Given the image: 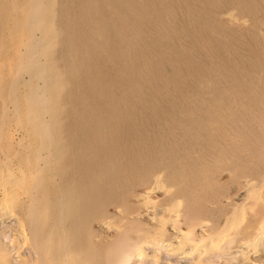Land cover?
I'll use <instances>...</instances> for the list:
<instances>
[{"label": "bare ground", "instance_id": "bare-ground-1", "mask_svg": "<svg viewBox=\"0 0 264 264\" xmlns=\"http://www.w3.org/2000/svg\"><path fill=\"white\" fill-rule=\"evenodd\" d=\"M259 5L0 0V264L264 263V49L232 28L263 41ZM217 173L239 190L212 227Z\"/></svg>", "mask_w": 264, "mask_h": 264}, {"label": "rangeland", "instance_id": "rangeland-1", "mask_svg": "<svg viewBox=\"0 0 264 264\" xmlns=\"http://www.w3.org/2000/svg\"><path fill=\"white\" fill-rule=\"evenodd\" d=\"M258 1H260L259 3H258ZM261 1H263V0H257V5H259L260 7V9H262V10H260L259 12V14H263L264 13V11H263V8L261 7L262 6V4L264 5V2L263 3H261ZM226 3H224V4H222L217 10V12L216 13H218L217 14V20L219 21V22H222L223 20H222V17H221V12L226 8V6L228 5V3H227V5H225ZM229 6V5H228ZM225 7V8H224ZM220 9V10H219ZM220 16V17H219ZM235 31H238L239 33H241L242 35H243V37H242V41L245 43L243 46H242V49L243 50H248V48H249V50L248 51H254V53L257 55V58H258V60H260L262 57H263V55H262V53L263 52H261L263 49H264V40L262 41L261 39H263L262 38V36L260 37V38H255L254 40H255V42H256V40H257V42L259 41V40H261V41H259L258 43H255L253 40L251 41V38L253 39L254 37H252L253 36V34L251 35V33L250 32H248L247 31V33H246V31L245 30H243V29H237V28H235V27H232ZM243 30V31H242ZM242 31V32H241ZM247 34H249L250 36H248ZM256 36H258V35H255V37ZM259 37V36H258ZM255 43V44H254ZM213 44H217V42L215 41V40H213ZM249 46L250 45V47H247V46ZM254 46L256 47H261L262 46V50L260 51V48H254ZM248 51H247V53H248ZM259 51L261 52V53H259ZM221 53H223V52H221ZM225 54V53H224ZM262 55V57L260 58V56ZM223 59H225L224 60V63L223 64H226L227 66H228V68H230V66L232 65L230 62H229V64H228V62H227V60L229 61V59L228 58H226L224 55H223ZM222 59V60H223ZM177 61L179 62V59H177ZM260 61H263V58L260 60ZM177 63V62H176ZM245 66L246 67H250L247 63H245ZM232 70H233V73L235 74V75H237V77H238V75L240 76V78H241V73H240V71H238L236 68H234V66L232 65ZM167 69H168V71H170V69H171V67L169 66V65H167ZM236 70H237V72H236ZM239 73V74H238ZM234 75V76H235ZM223 77V76H222ZM242 80V79H241ZM243 81V80H242ZM249 83V82H248ZM253 85V84H252ZM251 85V88L250 87H244L242 90H241V92L240 93H242L241 95V97H240V99L242 98V100L243 101H245L246 102V100H247V103H249V99H252V91H253V89L252 88H255V86L253 85L252 86ZM246 88V89H245ZM256 89V88H255ZM258 89H260L258 92H256V94H258V95H256V97H257V99H256V103L255 102H253V103H255L256 105H257V103H260V101H261V99H263L264 100V83L263 84H261V86H259V88ZM248 91V92H247ZM261 91L263 92L262 93V96L263 97H261V95H260V93H261ZM246 93H248V94H246ZM244 94V95H243ZM261 111V110H260ZM256 169L257 168H251L250 170H252V171H256ZM262 165H260V167H259V169H258V172H261L262 171ZM214 181V182H213ZM209 187H208V191H209V188H210V191H209V194H208V199L207 200H204L203 201V204H202V207H200V210H202L203 211V215L205 216V217H207L208 219H207V225H209V226H212V227H215V226H218L221 222H222V220H223V218H224V215L226 214V212L228 211V209H229V207H230V203H231V201L230 200H228V195L229 196H234L235 194H237V192H238V190H239V186H238V184H237V182H235V181H233V180H231V179H229V177H227V176H225L224 175V173H222V174H220V173H217L216 175H215V177H214V180H213V178L212 179H210V181H209ZM214 189V190H213ZM212 191H214L213 192V194H212ZM217 191V192H216ZM225 195V196H224ZM212 196V197H211ZM225 198H224V197ZM128 197V196H127ZM223 197V198H222ZM219 198V199H218ZM226 199V200H225ZM213 201V202H212ZM215 201H216V203H215ZM210 204V205H209ZM216 204V205H215ZM214 206V209L212 208ZM216 206H218V207H216ZM204 207V208H203ZM216 207V208H215ZM192 210L194 209L195 210V205H194V203H193V205H192V207H190ZM208 208H210V209H208ZM217 208H221L220 210L219 209H217ZM206 209V210H205ZM213 210V211H212ZM219 210V211H218ZM223 210V213H221L220 211H222ZM217 211V212H216ZM210 213V214H209ZM213 213V214H212ZM207 214V215H206ZM248 215V216H247ZM249 216H251V214H246L245 215V217L242 219V220H239L240 222L238 223V225H239V228L240 229H242V228H246V226H247V224L250 222V220H251V217L249 218ZM247 218V219H246ZM12 221H13V223H12ZM241 221H243V222H241ZM246 221V222H245ZM15 221L14 220H12V219H6V221L4 222V221H0V234L2 235L4 232H8L9 233V235L7 234V232H6V234L4 233V235H6V237L7 236H10V238H11V230H13L12 229V227L14 226L15 227V223H14ZM178 223H179V225L181 226V227H185L186 226V224L184 223V221L182 220V218H179L178 219ZM6 224H7V226H6ZM138 224V227H139V229H142L143 228V224L142 223H137ZM5 225V226H4ZM5 227H7V228H9L10 229V231H9V229H5ZM93 227V226H92ZM2 228V229H1ZM94 228V227H93ZM144 229V228H143ZM93 230H95V229H93ZM93 230H92V233H93ZM4 231V232H3ZM133 234V236H134V232H132ZM94 235H96V232L95 233H93ZM0 238H1V236H0ZM2 238H3V236H2ZM8 239H10L9 237H7ZM7 238H4V239H7ZM7 239V240H8ZM96 243H97V245H99V246H104L105 245V242H103V241H101L98 237H96ZM15 242V241H14ZM15 244H17V243H13V241H12V243H11V246H14V247H16L15 246ZM259 245V247H260V250L258 249L259 247H257L256 248V250H258L257 251V253H256V258H260V257H262L263 255H264V249H262V246H260V245H262V244H257V246ZM10 246V247H11ZM12 248V250L14 251L15 250V248ZM235 249L236 250H238L236 247H235ZM235 249H232V250H230L229 252H227L226 254H220L219 255V257H217V256H214V259L215 260H217V263L219 262L218 260H220L221 258V261L218 263V264H221L222 262V264H224V259H227L226 261H225V264H226V262H228L227 264H229L230 263V261L234 264L235 263V261H233V259H231V258H237L238 256L240 257L241 256V259H236V263L238 264H254V262H252V263H248V262H245L243 259H242V253L240 252V251H236ZM25 251V253L28 251V249L25 247H23L22 249H21V251L22 252H24ZM27 250V251H26ZM146 250L147 251H149V252H153L154 250H153V248L152 247H149V246H146ZM157 251H159L157 254H158V257L160 258V260H162V263L163 264H175V263H177V262H182V260L183 261H186V259H184V258H177V257H168L167 258V253H166V251L165 250H162V248L160 249H157ZM236 251V252H235ZM234 253H236L235 255H237V254H239V255H237V257L234 255ZM29 254V253H28ZM156 254V253H155ZM228 254V255H227ZM225 255V256H224ZM233 257H232V256ZM262 255V256H261ZM222 256V257H221ZM230 256V257H229ZM224 258V259H223ZM256 258L255 257H253V259H254V261L256 260ZM147 257H140V258H138V261H137V263L138 264H155V263H153L154 261H152V260H150V259H148ZM179 259V260H178ZM234 259V260H235ZM223 260V261H222ZM230 260V261H229ZM145 263H144V262ZM243 261V262H242ZM175 262V263H174ZM161 263V264H162ZM235 263V264H236ZM105 264H111V263H109V262H106ZM231 264V263H230ZM256 264V263H255ZM258 264H264V263H258Z\"/></svg>", "mask_w": 264, "mask_h": 264}]
</instances>
